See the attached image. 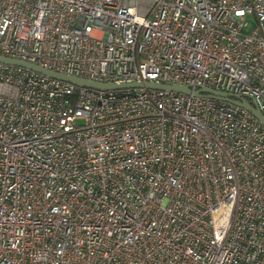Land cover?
Masks as SVG:
<instances>
[{
  "label": "built area",
  "instance_id": "2783aa9c",
  "mask_svg": "<svg viewBox=\"0 0 264 264\" xmlns=\"http://www.w3.org/2000/svg\"><path fill=\"white\" fill-rule=\"evenodd\" d=\"M254 19V22L250 21ZM0 264H264V0H0Z\"/></svg>",
  "mask_w": 264,
  "mask_h": 264
},
{
  "label": "water",
  "instance_id": "95a60500",
  "mask_svg": "<svg viewBox=\"0 0 264 264\" xmlns=\"http://www.w3.org/2000/svg\"><path fill=\"white\" fill-rule=\"evenodd\" d=\"M0 62L8 63V64H17V65H22L28 68H31L33 70L51 75L53 77L63 79L66 81H70L73 83H76L78 85L82 86H87V87H92V88H97V89H108V88H117V87H128V86H146L149 88H157V89H171V90H178L182 91L185 93H190L191 90L186 87V86H179V85H162V84H155L152 82H148L145 85L142 84H126V85H117V84H101L93 81H89L86 79H81L78 77L70 76V75H64L58 72H54L51 70H47L45 68L40 67L39 65L29 63L26 61L22 60H15V59H10L7 57L0 56ZM202 92L208 93L209 96L230 101L232 103H235L237 105H240L242 107H245L249 111H251L259 120L260 122L264 125V115L262 114L261 110L257 107L256 103L254 101H248L245 98H241L239 96H233L228 93H224L221 91H215L209 88H203L201 90H198L195 92L196 95H199Z\"/></svg>",
  "mask_w": 264,
  "mask_h": 264
},
{
  "label": "rangeland",
  "instance_id": "374dc122",
  "mask_svg": "<svg viewBox=\"0 0 264 264\" xmlns=\"http://www.w3.org/2000/svg\"><path fill=\"white\" fill-rule=\"evenodd\" d=\"M250 21H251V22H254V19H253V18H250Z\"/></svg>",
  "mask_w": 264,
  "mask_h": 264
}]
</instances>
